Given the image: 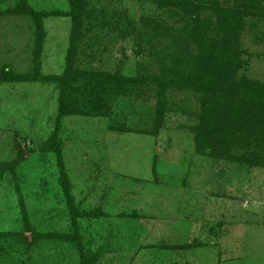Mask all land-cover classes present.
<instances>
[{
	"label": "rangeland",
	"instance_id": "374dc122",
	"mask_svg": "<svg viewBox=\"0 0 264 264\" xmlns=\"http://www.w3.org/2000/svg\"><path fill=\"white\" fill-rule=\"evenodd\" d=\"M19 2L0 0V71L8 66L26 74L33 72V22L3 13ZM98 2L107 20L86 37L80 68L121 69L135 77L146 68L141 77L149 80L159 72V59L171 64L162 32L152 41L155 53L147 35L158 23L181 27L177 16L146 1ZM29 3L38 11L69 8L67 0ZM111 20L119 24L110 27ZM44 25L42 74L57 75L72 22L52 16ZM243 48V75L264 83V21L244 35ZM89 51L95 56L87 58ZM156 84H144L141 97L121 99L112 118L76 114L58 124L79 212L76 230L57 159L43 150L57 126L58 86L48 80L0 83V162L17 165L16 178L0 180V233L14 234L1 242L0 264H80L81 246L98 258L96 264H264V129L228 153L198 155V120L191 117L200 111L196 94L170 93L160 120ZM122 125L124 131H112ZM245 143L252 146L243 153ZM198 242L202 247L192 250L166 249Z\"/></svg>",
	"mask_w": 264,
	"mask_h": 264
},
{
	"label": "trees",
	"instance_id": "16d2710c",
	"mask_svg": "<svg viewBox=\"0 0 264 264\" xmlns=\"http://www.w3.org/2000/svg\"><path fill=\"white\" fill-rule=\"evenodd\" d=\"M19 1L14 8L3 13L28 17L33 22V72L17 74L10 67L4 66L0 71V83L20 84L48 80L58 86L57 126L44 142L43 150L57 159L60 167L59 184L71 206V225L76 230L79 212L73 205L72 186L64 169L62 146L57 135L58 124L65 117L95 114L112 118L113 107L121 99L141 97L144 84L153 80L157 83L154 96L157 101L156 116L160 120L167 114L170 93L185 91L196 94L200 111L191 117L198 120L194 130L195 151L198 155L228 153L241 140L250 141L252 134L261 131V126L264 129V83L249 79L242 73L244 55L247 54V50L243 48V37L250 30L259 29L264 21V0H136L151 2L159 10L170 11V15L177 16L182 23L181 27L158 23L151 32L152 35H147L151 52H156L152 41L160 31L164 37L159 41L165 46V50H172L169 54L171 64L159 59V72L149 80L141 77V71L146 68L139 69L135 77L126 76L121 69L109 72L87 68L88 66L80 68L78 65L86 37L100 26L101 20H107L99 0H67L69 8L66 11H38L30 5L29 0ZM117 14L119 17V13ZM124 15L126 16V10ZM52 16L69 17L72 27L62 72L45 76L42 74V56L47 37L44 21ZM107 24L111 27L119 24V21L111 20ZM100 36L96 35L95 40ZM168 38H171L170 42ZM141 49L142 46L139 45L137 54L143 53ZM86 55L87 58L95 56L90 51ZM196 108L197 106L194 107L195 112ZM159 127L160 125L155 131ZM112 131L121 132L124 127H112ZM251 146V143H245L243 153L250 151ZM253 146L259 148L256 144ZM256 153L253 152L254 155ZM16 167L15 162H0V180L9 175L16 178ZM98 212L100 211L91 215L100 214ZM23 213L25 214V210ZM13 236L11 233H0V249L1 242ZM70 239L75 237H66V240ZM78 242L81 243L80 239ZM201 245L200 242L191 245L188 243L178 247L172 245L166 249L186 251L200 248ZM79 250L80 264L97 263L98 258L90 250H85L83 246ZM219 252H223L222 248Z\"/></svg>",
	"mask_w": 264,
	"mask_h": 264
}]
</instances>
